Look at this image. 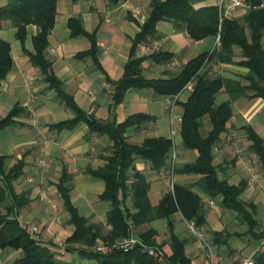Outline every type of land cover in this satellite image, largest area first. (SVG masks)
I'll return each mask as SVG.
<instances>
[{
	"label": "crops",
	"instance_id": "obj_1",
	"mask_svg": "<svg viewBox=\"0 0 264 264\" xmlns=\"http://www.w3.org/2000/svg\"><path fill=\"white\" fill-rule=\"evenodd\" d=\"M149 4L150 0H127L111 8L107 0L74 4L60 1L55 7L54 28L48 38L45 56L52 65L53 74L62 83L64 93L95 121L118 125L136 115L153 118L126 134L128 144L139 146L145 139L170 140L171 133H174L178 151L176 165L180 168L193 163L196 157L195 153L182 150L180 139V104L186 102L189 92L184 91L175 98H158L151 90H129L121 104L113 107L111 83L122 77L132 41L140 32L141 24L132 13L139 10L147 17ZM215 4V0H191L196 9ZM244 14V11H237L233 18L240 19ZM70 19L78 20L86 34H95L97 63L103 73L89 58H77L90 50V43L85 37L71 38L67 27ZM36 35L37 29L28 26L25 40L19 42L15 37L16 29L9 22L0 24V41L9 44L12 59L11 71L0 85V120L15 108L19 110L14 125L0 131V157L8 159L7 170L18 162L24 165L22 174L11 182L12 193L24 198V205L16 218L20 225L37 229L31 237L48 247L57 261L63 264H97L96 260L79 253V250L91 251L84 249L85 246L66 244L74 228L68 223L69 216L56 185L63 172L70 175L71 202L78 214L98 227L101 235L108 233L106 213L109 205L99 199L104 183L92 178L86 170L104 164L102 159L108 155L109 142L107 138L90 135L85 124L78 125L71 132L50 129L71 120L72 115L58 103L54 91L46 90L43 77L30 64L29 55L33 52ZM214 48L213 39L191 42L184 30L176 29L170 22H161L156 26V37L139 47L135 58L156 52L169 55L167 62L155 65L146 61L143 64L146 79L166 80L176 76L189 61L202 53L212 52ZM234 54L235 61H238L239 50L235 49ZM203 72L209 77L244 78L247 75L245 70L215 62L206 65ZM225 101L226 97L220 95L216 103L219 105ZM244 128H250L264 143L263 101L240 99L232 105L227 131L213 148V166L218 178L226 180L229 185L246 183L240 200L255 206V226L251 230L246 223L239 221L235 211L222 206L221 196L211 198L203 193L197 186L201 176L182 174L173 177V184L190 186L200 197L205 218V226L201 230H191L178 213L170 219L174 234L186 240L184 251L190 264H240L246 260L254 263L264 253V236L259 237L264 233V171L257 157L250 152L251 144ZM210 130V125L204 121L201 136L205 137ZM135 171L144 175L149 183L148 199L151 206H156L170 190L169 179L160 174L161 171L152 170L146 162H136ZM1 187L9 203L11 191L3 185ZM125 206L131 209L130 197L126 198ZM145 228L157 232L156 242L162 244L161 251L169 256L167 220L154 221ZM213 232L223 233L221 240L226 238L225 244L212 243ZM123 240L118 239L115 243ZM97 244L102 243L98 240ZM19 255L20 251L11 248L0 249V264H12Z\"/></svg>",
	"mask_w": 264,
	"mask_h": 264
},
{
	"label": "trees",
	"instance_id": "obj_2",
	"mask_svg": "<svg viewBox=\"0 0 264 264\" xmlns=\"http://www.w3.org/2000/svg\"><path fill=\"white\" fill-rule=\"evenodd\" d=\"M60 1L69 3L87 0H0V24L9 22L16 29V39L23 42L26 28L33 26L37 35L33 40L30 64L43 77L46 90L54 91L56 100L68 112L72 119L50 127L57 132L73 131L78 125L85 124L89 134L107 138L108 155L102 159L103 165L98 168H87L86 173L104 183V191L99 196L108 203L106 222L110 230L104 236L95 225L78 214L71 202V176L63 172L56 188L60 195L64 210L69 216L68 223L73 226L72 235L66 239L69 246L82 245L91 248L100 240L103 245H112L118 239L128 238L131 234L138 239L130 251L114 249L111 252H95L79 250V253L97 264H190L184 251L185 239L174 234L171 217L178 213L194 230L205 226V218L201 211V199L190 186L173 184L172 190L166 192L156 206H151L148 199L149 183L144 175L135 171L138 161L146 162L154 171H161L167 165L172 144L170 140L145 139L139 146L127 143L126 134L141 127L153 118L136 115L125 122L99 123L82 112L73 99L66 95L62 83L55 77L51 63L46 59L48 38L54 28L55 7ZM127 0H107L109 7L116 8ZM249 9L240 19H224L219 24L215 6L194 8L191 0H150L149 10L140 32L132 41L128 61L123 69L122 77L117 82H110L114 95L113 107L119 106L129 90H151L158 98L178 97L188 84L192 90L185 103L180 104L182 117L180 121L181 148L184 152L195 153L193 163L174 168V175L193 174L201 176L197 186L207 196L222 197V206L237 213L239 221L246 223L249 230L255 226L253 215L255 206L243 203L240 196L246 183L229 185L226 180L218 178L213 166V148L227 131L232 118V105L240 99L261 100L264 102V0H247ZM161 22H170L176 29L185 31L191 42H201L219 37V46L212 52L202 53L189 61L179 73L166 80H148L143 76V64L150 61L155 65L167 62L170 56L161 52L147 57L135 58L139 47L147 45L156 37V26ZM71 38L85 37L90 43V50L77 56L78 59L89 58L97 69L103 73L97 63V46L95 34H86L78 20L67 22ZM239 50V60L235 61L234 50ZM235 66L247 72L246 77L207 76L203 69L209 63ZM12 59L10 46L0 41V85L11 71ZM220 95L226 101L217 105ZM19 110L15 108L0 120V131L14 125ZM207 121L211 130L205 137L200 130ZM250 145V152L257 157L264 171V143L250 128L243 129ZM8 159L0 157V249L11 248L20 251V255L12 264H63L55 259L48 247L38 243L21 227L16 215L24 205L23 196L11 191L12 180L18 178L24 165L18 162L7 170ZM11 191L8 203L5 191ZM131 198V209L125 206L126 198ZM167 220L168 241L171 254L163 255L161 261L149 255L146 248L161 250L162 244L156 242L157 232L145 226L157 220ZM133 225L132 233L128 223ZM223 233H211L212 243L225 244L221 240ZM264 236L261 233L259 237ZM220 241V242H219ZM70 249V248H68ZM253 264H264V253Z\"/></svg>",
	"mask_w": 264,
	"mask_h": 264
},
{
	"label": "built area",
	"instance_id": "obj_3",
	"mask_svg": "<svg viewBox=\"0 0 264 264\" xmlns=\"http://www.w3.org/2000/svg\"><path fill=\"white\" fill-rule=\"evenodd\" d=\"M215 2H216L215 7L218 12L219 24H221L224 19H232L237 11L245 12L249 9L247 0H215ZM261 8L264 9V4L261 6ZM132 14L139 21L141 25L145 22L146 17H144L139 10H134ZM218 46H219V37L215 39V47ZM191 90H192V84H188L183 91L189 92ZM173 139H174V133H171L170 141L172 147L168 155L167 165L160 172V174H165L166 177L169 179L170 190H172L173 177H174L173 171L177 164V158H178V151L176 149ZM21 227L25 229L29 235H32L37 230L34 226H30L28 228L27 226L21 224ZM189 227L191 230H193L192 225H190ZM132 229H133V225L131 222H129L128 230L130 233H132ZM136 244H139V241L131 234L128 238H125L122 242L119 243H114L112 245L97 244L93 246L91 249L88 247H84V249L95 252H111L114 249H119L122 250L123 252H128ZM146 251L148 252L149 255L158 259V261H161L164 255L161 250H155L153 248H146ZM240 264H253V262L250 260H246Z\"/></svg>",
	"mask_w": 264,
	"mask_h": 264
}]
</instances>
